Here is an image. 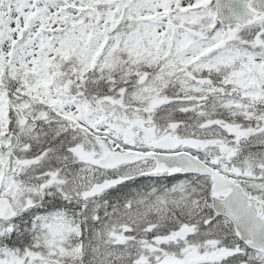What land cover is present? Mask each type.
<instances>
[{
  "label": "snow or ice",
  "instance_id": "snow-or-ice-1",
  "mask_svg": "<svg viewBox=\"0 0 264 264\" xmlns=\"http://www.w3.org/2000/svg\"><path fill=\"white\" fill-rule=\"evenodd\" d=\"M0 264H264V0H0Z\"/></svg>",
  "mask_w": 264,
  "mask_h": 264
}]
</instances>
